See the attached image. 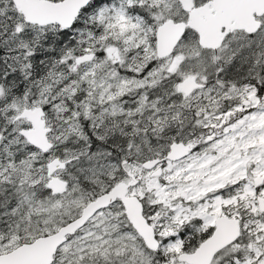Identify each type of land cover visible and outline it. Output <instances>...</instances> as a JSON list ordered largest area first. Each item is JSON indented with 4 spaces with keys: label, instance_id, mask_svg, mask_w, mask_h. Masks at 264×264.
Here are the masks:
<instances>
[{
    "label": "snow or ice",
    "instance_id": "1",
    "mask_svg": "<svg viewBox=\"0 0 264 264\" xmlns=\"http://www.w3.org/2000/svg\"><path fill=\"white\" fill-rule=\"evenodd\" d=\"M0 264H264V0H0Z\"/></svg>",
    "mask_w": 264,
    "mask_h": 264
}]
</instances>
